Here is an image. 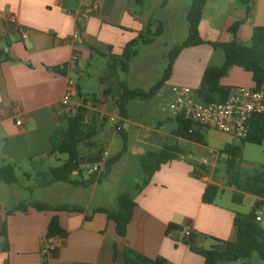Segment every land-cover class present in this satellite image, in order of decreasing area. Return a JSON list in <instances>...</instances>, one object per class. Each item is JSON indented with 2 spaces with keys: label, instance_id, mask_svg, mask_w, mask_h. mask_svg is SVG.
Segmentation results:
<instances>
[{
  "label": "crops",
  "instance_id": "0c3cea01",
  "mask_svg": "<svg viewBox=\"0 0 264 264\" xmlns=\"http://www.w3.org/2000/svg\"><path fill=\"white\" fill-rule=\"evenodd\" d=\"M151 1L146 0V5L140 7L134 0H0V49L8 55V58L0 56V164L4 161L16 164L17 171L35 182L31 191L28 190L31 194L29 199L18 192L26 189L20 180L12 184L18 189L12 207L20 202H42L85 208L83 213L40 212L29 208L28 212L7 215V210L12 207L0 204V223L7 226L10 245V250L4 252V238L0 239V264H5L6 260L10 264H44L42 246L55 216L59 217L67 236L54 239L57 254L47 255V264H126V248L149 259L164 258L168 264H206L203 256L192 252L190 246L182 242L183 232L167 234L169 224L183 230L190 229L197 236L196 246L209 249L213 238L229 241L236 238L234 220L240 211L235 204H241L244 197L250 196L252 210L256 203L262 201L261 197L233 186L236 193L230 205L220 203L219 195L214 204L204 203L203 195L208 184L220 186L215 172L218 171V164L225 161L221 151L227 144H238L239 140L213 129L204 133L205 146L174 137L175 114L173 118H167L172 127L170 134L165 133L162 127L152 129L155 143L150 142L151 135H144L146 144L140 148L138 163L148 151H159L165 145H178L188 151L189 158L199 163L207 160L209 164L202 170L183 159L162 165L150 184L136 196L137 206L126 237L118 236L115 223L108 220L105 214L93 213L94 209L103 205L92 207L90 200L54 201L55 192L90 189L95 184L87 188L63 182L39 186L36 173L54 168L51 160L58 159V155L50 154L51 137L64 126L61 116L67 109L62 107L61 101L67 92L73 93L77 104H81L77 97L78 87L87 96V122L97 128V133L99 118L110 116L112 112L119 113L117 107L112 110L124 82L117 71L108 66L109 73L112 70L115 78L112 94L111 84L105 77L100 78L102 88L99 95L93 96L83 92L76 78L85 74L89 76L84 61H92L95 56L108 59L106 55L109 53L122 54L127 43L135 39L150 20H156L146 12ZM155 1L161 7V0ZM170 2L163 8L168 7ZM84 8L91 9V16L84 23H79L76 15ZM252 8L248 17L244 5L238 0L208 2L200 23L201 37L208 43H228L236 38L248 44L254 28L264 27V0H253ZM11 17L16 19L15 24L10 21ZM236 22L242 23L234 36L229 28ZM76 34L79 39L74 40ZM163 36L164 33L159 38ZM220 51L209 44L184 49L175 58L171 77L156 97L168 99L173 85L189 87L187 83L190 80L198 81L199 85L192 88L196 91L207 67L224 62V53ZM74 54L78 58L72 63ZM63 66H67L65 74L52 70ZM125 83L130 87V78ZM221 84L231 88L256 87L252 73L238 66L230 69L221 79ZM130 105L131 102L128 109ZM18 115L26 117L22 127L16 126ZM125 122L130 121L127 119ZM162 125L160 122L159 126ZM123 129L126 131L124 125ZM164 134L167 135V142L160 141ZM37 190L43 191V198L35 196Z\"/></svg>",
  "mask_w": 264,
  "mask_h": 264
},
{
  "label": "trees",
  "instance_id": "16d2710c",
  "mask_svg": "<svg viewBox=\"0 0 264 264\" xmlns=\"http://www.w3.org/2000/svg\"><path fill=\"white\" fill-rule=\"evenodd\" d=\"M135 3L144 7L146 0H134ZM214 0H193L187 12V21L189 24V33L187 39L178 45L171 56L169 65L165 69L161 79L153 85L148 91L140 88L132 89L125 82L121 83V92L116 101L119 115L127 117L128 105L134 100L149 101L155 98L158 93L165 87L169 81L175 58L186 48L196 47L209 44L213 48L221 50L225 59L221 65H210L204 72L201 84L195 91L197 98L204 103L224 102L231 90L221 84V79L228 74L233 66H238L247 72L252 73L255 88H261L264 85V27L257 26L253 30L251 41L248 44L241 43L234 39L228 43H208L200 35V23L203 17L204 9L208 2ZM244 5L246 14L249 17L252 14L253 0H238ZM169 0H161V7L167 6ZM242 22L233 24L229 31L236 36ZM154 20H150L145 28L132 41L128 42L122 54L106 55L109 59V67L115 71L121 70L127 74L130 71V63L139 55L141 46L151 45L155 39L164 33L163 23L158 21V26L153 30ZM8 55L0 49V56ZM67 66L54 67L53 71L65 74ZM77 97L81 100V105L77 107L73 114L64 113L61 121L64 126L58 128L51 137L50 154L67 155V159L58 167L48 171H38L36 177L40 187H46L53 183H69L74 187L87 188L95 183H100L105 177H108L113 167L128 152V137L122 128L119 130L124 140L122 150L115 156L108 158L105 162L104 169L99 174H89L88 179L74 180L72 175L76 172L82 173V167L85 164H96L101 161L102 151L98 150L92 155H84L80 149L82 146L88 148L94 147V137L97 135V128L85 123L89 110L87 108L88 98L82 94L81 89L77 88ZM176 127L172 130L174 137L186 141L206 145L205 131L208 128L197 125L194 122L185 120L182 116L176 115L174 118ZM264 141V115H256L250 123V133L245 139L239 140L238 144H227L221 151L226 155V174L228 182L236 189L257 195L262 201L256 203L249 214L237 213L234 225L237 231L236 238L232 241L213 238V244L209 249L196 246L197 236L192 232L189 237L183 236L182 242L189 245L192 252L204 257L206 264H227L244 262L250 264L254 256L264 260V227L256 220L255 211L264 204V176L256 174L246 176L242 172V146L245 143L261 145ZM178 159H184L194 165L196 169L202 170V166L197 160L189 158L188 151L178 145H165L159 151H148L139 160V166L142 171V181L133 191L123 192L117 198V206L114 209L107 207H98L93 213H103L108 220L115 223L118 236L124 238L127 235L128 226L130 225L134 210L137 206L135 198L144 188L150 184L153 175L161 168L162 165ZM19 183L17 176V165L4 161L0 165V184L12 185ZM31 191V187L27 188ZM220 194V186L217 184H208L203 195V202L214 204ZM29 208L37 211H54V212H85L81 205H50L42 202H20L7 210V215L16 212H28ZM90 219V216H87ZM183 232V229L175 224H169L167 234L172 232ZM66 230L61 227L59 217L52 218L46 241L56 238H65ZM4 238L3 251L8 252L10 245L8 242L7 226L0 223V239ZM53 255L57 254L55 250ZM44 256V264H47ZM126 264H168L164 258L149 259L131 248L125 250ZM5 264H10L8 260Z\"/></svg>",
  "mask_w": 264,
  "mask_h": 264
},
{
  "label": "rangeland",
  "instance_id": "374dc122",
  "mask_svg": "<svg viewBox=\"0 0 264 264\" xmlns=\"http://www.w3.org/2000/svg\"><path fill=\"white\" fill-rule=\"evenodd\" d=\"M193 0H171L168 7H159L155 0H152L147 7L146 12L154 17L153 30L158 26V20L163 21L164 36L157 37L155 41L148 46H141L139 55L133 59L130 63L129 74L123 73L118 70L117 73L120 79L124 82H128L130 78V88H140L148 91L153 85H155L163 76V73L169 65L173 51L178 45H181L188 37L189 24L187 21V12L191 6ZM222 53V51H220ZM223 54V53H222ZM90 63V65H88ZM174 64V63H173ZM86 73L80 78H76L83 87V92L90 96L99 95L102 83L101 77H105L110 85L111 94L114 93L113 71L109 73V60L104 57L95 56L91 61H84ZM166 67V68H165ZM196 81V80H193ZM192 80L188 81L189 87H196L197 82ZM202 81V80H201ZM201 84V82H200ZM152 100V99H151ZM167 99L156 97L154 100L142 102L141 100H135L131 102L128 110L127 118L123 119L119 113H113L99 118L98 120V133L94 137L93 141L95 146L88 148L87 146L80 147L84 155H92L98 150L104 151L108 149L109 158L117 155L124 146V140L120 134L118 127L122 128V131L127 134L128 137V153H126L122 159L116 163L113 167L111 174L101 180L100 183H95V187L90 189H69L65 193L55 192L54 201L58 203H67L68 201H85L90 200L92 207L97 205H103L104 207L114 209L117 206V198L123 192H131L142 181V171L137 161V156L141 153V147L145 146L144 135H151L150 142H157L152 135L154 131L152 129H162L165 133H171V125L167 122V118L174 117V114L167 107ZM116 106L112 108L115 109ZM66 113L73 114L71 110H66ZM115 117V121L111 120V117ZM129 119L130 122H125ZM160 122L163 124L160 125ZM123 125L125 130L123 129ZM92 126V125H91ZM162 140L167 142V135H161ZM196 155L198 151L195 150ZM223 160L226 159V155H223ZM67 159V155H58V159L51 160L52 167H58ZM1 165V164H0ZM92 165L85 164L82 167V173L76 172L72 175L74 180L88 179ZM101 168L97 174L103 171ZM218 171L215 172V179L220 181V194L219 202L222 204L230 205L233 200L234 187L229 184L228 176L226 174L225 161L218 164ZM242 172L246 176H254L256 174L264 176V141L261 145H255L251 143H245L242 146ZM17 176L20 180V184L26 187L18 192H21L26 199H29L31 194L29 193V187L34 185V181L29 180L26 176H23L21 171H17ZM35 177V176H34ZM66 186V185H63ZM66 188V187H64ZM16 185L0 184V204H4L7 208H11L13 205V199L17 193ZM36 197L43 198V191L37 190ZM244 201L241 204H235L234 206L242 214H249L251 211V197H244ZM263 222L264 225V205ZM230 264V263H229ZM234 264V263H231ZM251 264H264V260H261L257 255L251 261Z\"/></svg>",
  "mask_w": 264,
  "mask_h": 264
},
{
  "label": "built area",
  "instance_id": "2783aa9c",
  "mask_svg": "<svg viewBox=\"0 0 264 264\" xmlns=\"http://www.w3.org/2000/svg\"><path fill=\"white\" fill-rule=\"evenodd\" d=\"M91 16V9L84 8L76 18L79 23H84ZM15 24L16 19L10 18ZM74 40L79 39V35L73 36ZM74 54L72 63L77 60ZM73 85V83H71ZM167 107L175 115L182 116L185 120L194 122L197 125L208 129L220 131L228 134L237 140L245 139L250 133V123L254 116L264 115V85L261 88H249L244 86L232 87L227 99L224 102L204 103L197 98L195 90L188 86L173 85L167 99ZM62 107L71 110L73 113L81 104L74 101L73 93L67 92L61 101ZM88 105V103H87ZM115 121V117H111ZM26 123V117L18 115L16 126L22 127ZM85 123L88 124L87 118ZM121 127H118L120 130ZM109 151L105 149L101 154V161L93 164L91 173H97L104 167L109 158ZM184 160V159H183ZM202 166H207V160L200 162ZM208 181V178H206ZM256 220L262 221L263 211L259 207L255 211ZM192 234L190 229L183 230V236L189 237ZM55 251V241H45L42 246V254L49 255Z\"/></svg>",
  "mask_w": 264,
  "mask_h": 264
}]
</instances>
